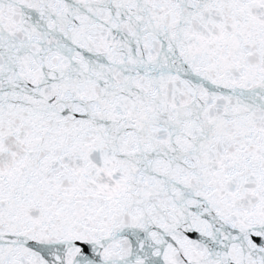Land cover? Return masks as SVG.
<instances>
[{
    "label": "snow or ice",
    "instance_id": "1",
    "mask_svg": "<svg viewBox=\"0 0 264 264\" xmlns=\"http://www.w3.org/2000/svg\"><path fill=\"white\" fill-rule=\"evenodd\" d=\"M0 264H264V0H0Z\"/></svg>",
    "mask_w": 264,
    "mask_h": 264
}]
</instances>
